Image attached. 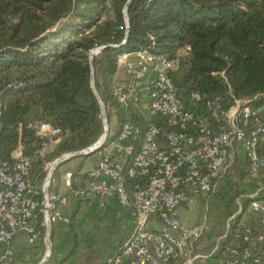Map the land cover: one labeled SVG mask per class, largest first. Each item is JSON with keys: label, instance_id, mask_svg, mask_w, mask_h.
Listing matches in <instances>:
<instances>
[{"label": "trees", "instance_id": "trees-1", "mask_svg": "<svg viewBox=\"0 0 264 264\" xmlns=\"http://www.w3.org/2000/svg\"><path fill=\"white\" fill-rule=\"evenodd\" d=\"M128 1L111 0L109 9V0H0V163H14V154L21 150L32 157L33 178L43 184L44 163L99 141L104 124L91 86L90 57L101 47L93 59L95 86L109 118L111 110L116 112L119 127L101 149L65 162L76 164L70 172L75 189L86 186L125 121L113 92L119 82V57L125 53L144 48L156 57L176 60L171 78L188 111L213 120L215 108L209 102L220 112H228L237 101H246L254 110L264 108V0H133L127 35ZM131 117L144 124L137 113ZM42 122L69 132L45 159L39 152L48 141L36 130ZM159 123L166 133L167 125ZM58 174L59 168L50 194H57ZM251 201L244 200L243 213L236 218L237 236L259 223ZM43 222L41 214L42 240ZM128 236L113 255L121 253Z\"/></svg>", "mask_w": 264, "mask_h": 264}, {"label": "built area", "instance_id": "built-area-1", "mask_svg": "<svg viewBox=\"0 0 264 264\" xmlns=\"http://www.w3.org/2000/svg\"><path fill=\"white\" fill-rule=\"evenodd\" d=\"M177 66L176 60L156 57L144 48L119 57L126 79L113 92L125 121L104 148L86 186L73 188L71 175L66 184L81 201L112 195L131 214L132 233L121 253L108 257L105 264H264V186L244 196L252 200L250 210L259 223L246 226L242 235L234 230L238 214H226V228L221 233L213 230L210 214L211 198L217 196L226 174L236 165H242L249 175L245 180L252 181V186L264 174V108L254 110L246 101H237L228 112H220L215 102H209L215 108L213 120L188 111L171 78ZM134 112L144 124L132 120ZM1 117L0 102V129ZM160 120L168 127L166 133ZM36 130L48 141L39 152L40 159L52 151L53 143L69 134L43 122ZM54 162L44 163L47 176ZM46 179L39 184L33 178L31 156L21 153L12 164L0 163L1 261L14 259L12 244L17 234H26L30 243L38 240L41 214L44 239L49 241L52 212L66 207L68 199L62 194H46ZM194 203L201 204L210 216L206 212L201 220L186 225L178 210ZM239 209L243 213L241 206Z\"/></svg>", "mask_w": 264, "mask_h": 264}, {"label": "crops", "instance_id": "crops-1", "mask_svg": "<svg viewBox=\"0 0 264 264\" xmlns=\"http://www.w3.org/2000/svg\"><path fill=\"white\" fill-rule=\"evenodd\" d=\"M21 153L17 151L14 157L18 158ZM239 154L244 159L241 147ZM60 167L54 189L57 194L67 196L68 203L63 209L52 212L54 220L49 238L52 253L45 264H105L131 232V214L122 209L112 195L103 200H79L66 184L74 168L63 170V166ZM47 243L40 236L35 243H30L26 234L19 233L12 244L14 259L11 262L0 260V264H41L48 252ZM3 254L0 244V259Z\"/></svg>", "mask_w": 264, "mask_h": 264}, {"label": "rangeland", "instance_id": "rangeland-1", "mask_svg": "<svg viewBox=\"0 0 264 264\" xmlns=\"http://www.w3.org/2000/svg\"><path fill=\"white\" fill-rule=\"evenodd\" d=\"M126 74L124 73V70L119 67V71L116 76L117 81H123L126 79ZM108 122H109V134L114 133L116 129H118V120L117 115L114 110L110 111V118L108 116L107 110H106ZM57 144H52V149L54 150L55 146ZM64 156V155H63ZM59 159V158H58ZM53 160L52 162H54ZM241 162V161H240ZM63 166V170H67L70 168H75L76 164L75 162H68L61 165ZM60 167V168H61ZM263 175V176H262ZM264 177L263 172L260 173L259 177ZM226 183H223L218 188L219 193L214 198H211L212 202V209H211V224H214L215 226H212L213 230H216V233H221L225 230L224 226L226 224V214L230 215L232 213L238 214L237 216H240V209L239 207L244 205V200H246L250 191L257 190L264 186V178L261 177V179L258 177L259 181L256 180L255 186H252V181L248 182L245 180V178L249 177V175H245L244 168H242V165L238 164L236 167H234L232 170H230L226 174ZM245 181V182H244ZM246 185V186H245ZM231 189L230 192H227V194H224V191H227V189ZM217 190V192H218ZM224 190V191H223ZM206 210H203L201 207V204L194 203L188 207H182L178 210V215L182 222L186 225H191L199 220H201L205 214ZM208 216H210L209 212ZM206 247V246H205Z\"/></svg>", "mask_w": 264, "mask_h": 264}, {"label": "water", "instance_id": "water-1", "mask_svg": "<svg viewBox=\"0 0 264 264\" xmlns=\"http://www.w3.org/2000/svg\"><path fill=\"white\" fill-rule=\"evenodd\" d=\"M133 0H129L126 7H125V10H124V15H125V21L127 23V28H128V32H127V35L129 33V28H130V23H129V17H128V7L130 5V3L132 2ZM126 43V41L124 42ZM104 48L101 47V48H97V49H94L91 51V69H92V81H91V86H92V89L94 91V94L95 96L97 97L98 101H99V104H100V107H101V114H102V118H103V124H104V134L102 135V137L99 139V141L92 147L88 148L87 150L85 151H82V152H76V153H69V154H66L64 156H62L61 158L57 159L55 162H54V165H53V168L51 170V172L48 174L47 176V182H46V185H45V192L46 194L49 193V187L51 185V182H52V179H53V176H54V173L55 171L62 165L64 164L65 162L75 158V157H79V156H82V155H87L89 153H93V152H96L97 150H99L102 145L106 142V140L108 139L109 137V122H108V118H107V114H106V109H105V106L99 96V93L96 89V86H95V79H94V62H93V59H94V56L97 55L98 53H100ZM50 231H51V224H49L48 228H47V233H48V236L50 235ZM48 245V252L46 253V256L45 258L43 259V261L41 262V264H45L50 256H51V253H52V250H51V246L49 244V241L47 243Z\"/></svg>", "mask_w": 264, "mask_h": 264}]
</instances>
